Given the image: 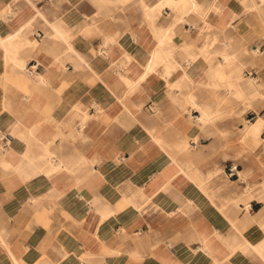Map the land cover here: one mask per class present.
I'll list each match as a JSON object with an SVG mask.
<instances>
[{
	"label": "crops",
	"instance_id": "crops-1",
	"mask_svg": "<svg viewBox=\"0 0 264 264\" xmlns=\"http://www.w3.org/2000/svg\"><path fill=\"white\" fill-rule=\"evenodd\" d=\"M195 1L0 0V264H264V23Z\"/></svg>",
	"mask_w": 264,
	"mask_h": 264
},
{
	"label": "rangeland",
	"instance_id": "rangeland-1",
	"mask_svg": "<svg viewBox=\"0 0 264 264\" xmlns=\"http://www.w3.org/2000/svg\"><path fill=\"white\" fill-rule=\"evenodd\" d=\"M229 3H230V5H232L231 6L232 8H233V6L234 7H243L244 8L243 9L244 15L248 16L249 18L253 17L255 19H260L264 23V0H262V1H258V0H229ZM263 34H264V32H263ZM260 43H258L256 45H254V43H250L248 45L247 52H250L249 54L259 58L261 61L260 66L262 68H264V43L262 44V46L260 45ZM259 46H260V49H258L257 51L253 49V47H259ZM260 72L263 73L262 70ZM262 76H264V75H262ZM234 96H235V98H238V97L241 98V93L234 92ZM261 98H264V95L261 94ZM254 102H255V98L253 97V99H252V97H249V102H248L249 105L246 107V109H248L247 110L248 113L244 117V122L248 121L249 117L253 114L257 116L259 112L264 113V108L261 109V108L257 107Z\"/></svg>",
	"mask_w": 264,
	"mask_h": 264
},
{
	"label": "built area",
	"instance_id": "built-area-1",
	"mask_svg": "<svg viewBox=\"0 0 264 264\" xmlns=\"http://www.w3.org/2000/svg\"><path fill=\"white\" fill-rule=\"evenodd\" d=\"M27 71H29L30 73H33L34 72V64L31 63L29 64L27 67H26ZM226 172L229 176L231 177H234V176H239V172H240V165L238 162L236 161H229L227 164H226ZM248 207H253L252 203H248L247 204Z\"/></svg>",
	"mask_w": 264,
	"mask_h": 264
},
{
	"label": "bare ground",
	"instance_id": "bare-ground-1",
	"mask_svg": "<svg viewBox=\"0 0 264 264\" xmlns=\"http://www.w3.org/2000/svg\"><path fill=\"white\" fill-rule=\"evenodd\" d=\"M258 1H262V0H258ZM184 2H185V1H184ZM184 2H183V3H184ZM186 2H187V1H186ZM222 2L225 3V0H218L216 3H222ZM230 2H231V1H230ZM192 3H193V2H192ZM228 3H229V2H228ZM184 4H185V3H184ZM254 4H255V3H254ZM254 4H253V5H254ZM195 5H196V6L198 5V1H197V0L195 1ZM181 6H182V5H181ZM199 6H203V5L199 3ZM214 6H215V3H213V2L210 3V4L208 3V4L206 5V8H207V9H205V10L202 12V13H203V16H204L205 19H208L209 11H210V9L213 8ZM217 6H218V5H217ZM258 49H260V48H259V47L255 48L256 51H257ZM254 126H255V125H254L253 123H250L249 126H248V128H251V129H252V128H254Z\"/></svg>",
	"mask_w": 264,
	"mask_h": 264
}]
</instances>
